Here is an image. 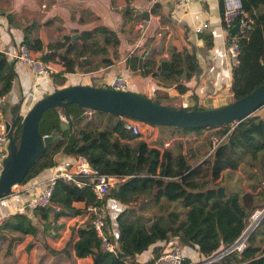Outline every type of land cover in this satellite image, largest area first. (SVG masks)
Returning <instances> with one entry per match:
<instances>
[{
    "label": "trees",
    "instance_id": "1",
    "mask_svg": "<svg viewBox=\"0 0 264 264\" xmlns=\"http://www.w3.org/2000/svg\"><path fill=\"white\" fill-rule=\"evenodd\" d=\"M240 2L251 28L231 34L230 30L241 16L227 22L223 1L219 0L221 25L228 32L227 41L234 37L240 47L239 62L231 70L232 101L264 82V0ZM23 32L22 44L37 52L41 60L61 67L50 76L54 83L51 92L64 87L65 75L76 70H91L101 64L108 67L118 57L119 40L113 31L105 28L84 31L78 41L69 45V39L64 37L46 47L32 36V27H26ZM97 34L102 35L96 38ZM205 38L206 47L210 49L212 37ZM157 53L155 48L149 49L139 69L140 50H136L126 57L125 64L142 76H151L160 65L154 79L161 89H155L152 98L157 103L167 104L171 100L165 89L174 87L179 94L188 90L182 82L198 71L197 58L192 48L185 47L178 50L170 46L166 57H158ZM95 57L98 58L96 65ZM14 65V60L0 50V97H6L12 89L16 78ZM185 68L186 78L180 79ZM103 87L109 88L108 85ZM21 102L8 107L7 112L8 117L16 115L14 136L17 142L24 116L20 113ZM86 111L90 110L69 104L66 109L52 108L42 115L38 126L40 134L54 133L61 138L44 148L19 183L25 185L43 170L55 167V156L60 152L66 157H83L101 174L124 177L118 186L110 188L104 200L105 203L112 199L125 206L115 218L118 254L102 251L96 232L87 223L77 229L78 238L72 249L75 257H90L91 264H155L168 248L177 245L194 249L198 257L205 260L223 253L208 264H264V215L259 216L247 233L245 247L241 251L230 249L246 230L251 214L256 209L264 210V110L256 111L238 124L195 129L151 125L158 128L152 144L124 127L127 118L99 110L88 115ZM60 114L70 119L67 129H61ZM206 131L211 133L206 135ZM194 134L197 140L191 148L188 145ZM165 142H170L169 146H164ZM206 147L210 150L198 157ZM246 161L256 168L255 183L242 194L228 193L220 184L224 172L237 171ZM75 202H82L83 208L75 207ZM95 202L91 184L76 187L59 179L50 201L54 211L44 207L31 213L10 214L0 226V242L12 233L31 235L35 240L39 238L38 233L58 239L63 224L57 221L86 214V206ZM38 213L47 221L42 226L32 219V215ZM106 220L109 224V218ZM49 228L54 234L47 232ZM17 239L11 237L7 247ZM170 239H175V244L161 245ZM33 245L29 244L28 249ZM150 247L151 258L139 261L137 256ZM54 251L70 255L67 245ZM191 263L188 257L184 258L183 264Z\"/></svg>",
    "mask_w": 264,
    "mask_h": 264
},
{
    "label": "crops",
    "instance_id": "2",
    "mask_svg": "<svg viewBox=\"0 0 264 264\" xmlns=\"http://www.w3.org/2000/svg\"><path fill=\"white\" fill-rule=\"evenodd\" d=\"M220 16L219 0L192 1L186 4L178 0H163L156 4H151L149 0H0L1 51L10 60H14L16 72L12 89L5 97L6 103L10 107L22 100L20 113L25 115L42 95L54 89L51 77H36L26 66L14 59L13 53L23 40V30L26 27H32V36L40 39L45 47L64 37L69 39V45L78 41L82 32L97 28H105L116 34L119 45L118 57L114 63L108 67L102 64L97 66L98 58L95 57L93 63L96 67L87 71L76 70L72 74L65 75L64 86L74 84L103 86L107 85L114 76L126 74L129 82L128 90L152 97L155 89H161L156 84L155 76H142L132 69L127 73L126 57L136 50H140V54L143 50H147L148 53L152 48L156 49L158 57H166L170 46L178 50L185 47L195 51L198 71L182 82L188 87L184 94H179L174 87L165 89L170 100L179 102L178 105L182 107L198 105L204 109L230 103L232 101L231 68L226 52L228 32L222 27ZM140 22L145 24L143 36L137 32V25ZM202 22H207L208 28L202 33H195L194 28ZM74 35L77 36L72 39ZM101 35L97 34L95 37ZM208 35L212 37L210 49L206 47L205 36ZM109 52L112 57L111 47ZM60 69L61 67L57 65V71ZM171 101L169 103L172 105ZM55 159L57 161L55 167L43 170L25 185H18V187L32 185L30 191L10 193L0 199V215L13 214L17 206L24 204L30 195L37 193L45 180L70 164L73 157H66L60 152L56 154ZM1 168L2 162L0 170ZM226 172L231 171L227 170L224 173ZM74 206L83 208L84 204L75 202ZM124 208V205L112 199L106 202L110 229L114 234L118 233L115 218ZM32 216L33 221L40 226L47 222L40 213ZM87 223H89L87 214H79L66 220L59 219L57 224H63V229L58 239H51L47 234L38 233L40 237L34 241L31 235L12 233L11 236L18 239L14 241L8 254L7 245H0V251L5 248L4 253L0 254V263L38 264L35 263V257L41 252L40 256H43V260L46 258L47 262L51 258L62 256L65 259L64 264L69 259L70 264H91L90 257L79 259L74 256L72 250L78 238L77 229ZM49 232L54 234L52 229ZM30 242L34 245L28 249ZM69 243L70 248L67 245ZM162 244L168 247L175 244V239L161 242ZM65 245L70 251L69 256L64 253L51 254L54 249H63ZM157 245H160V242ZM182 249L185 257L190 259L193 257V252L197 254L192 248L182 247ZM151 250L152 247L138 255V260L150 259Z\"/></svg>",
    "mask_w": 264,
    "mask_h": 264
},
{
    "label": "water",
    "instance_id": "3",
    "mask_svg": "<svg viewBox=\"0 0 264 264\" xmlns=\"http://www.w3.org/2000/svg\"><path fill=\"white\" fill-rule=\"evenodd\" d=\"M239 31V24L230 30L231 34ZM77 35H74V39ZM147 50H143L139 57V69L142 67ZM160 70V65L152 73L154 77ZM186 68L180 79L186 78ZM69 104H77L81 108L99 110L114 115L146 122L150 125H167L181 128H204L223 124H238L255 113L264 105V82L251 92L230 103L199 109L194 105L192 109L157 103L152 97L133 91H119L94 84H74L57 89L37 100L23 116L18 142L14 136L17 118L10 116L6 122L8 143L6 156L2 160L0 170V199L6 197L15 186L25 178L31 165L42 154L45 147L53 144L61 137L59 135H44L39 132V122L42 115L52 108H67ZM8 112V103L5 105ZM68 124L61 122V129H67ZM51 212L52 205L47 206ZM264 215V212L260 214ZM257 222V221H256ZM207 258L210 262L220 257Z\"/></svg>",
    "mask_w": 264,
    "mask_h": 264
},
{
    "label": "built area",
    "instance_id": "4",
    "mask_svg": "<svg viewBox=\"0 0 264 264\" xmlns=\"http://www.w3.org/2000/svg\"><path fill=\"white\" fill-rule=\"evenodd\" d=\"M163 0H149L151 4L160 3ZM182 4H186L192 1H204V0H178ZM224 7V17L227 22L231 21L235 16L240 15L239 19V30L246 31L251 28V25L245 19V14L241 9L240 0H222ZM207 22H202L194 28L195 33H202L208 28ZM145 24L140 22L137 25V32L140 36H143L145 32ZM2 47V37L0 34V50ZM226 52L229 59L230 68L237 66L239 62L240 47L238 40L232 37L227 41ZM14 59L20 64L26 66L33 75L39 78H47L52 74L58 72L57 65L55 63L45 62L41 60L37 53L29 49L25 44H18L16 50L13 53ZM127 73L131 72L130 68H127ZM109 88L119 91H128V76L126 74H118L114 76L107 84ZM6 98L4 96L0 97V164L3 158L6 156V147L8 143L6 122H10V117H8L5 111ZM88 115L93 113V110L86 112ZM62 122L69 123L70 119L66 115H60ZM141 124L138 120L127 118L124 120V127L131 130L132 133L141 135L143 130L141 129ZM145 125V124H144ZM151 127V125H146ZM52 133L51 135H53ZM170 142H165L164 146H169ZM124 177H119L115 175L101 174L96 169H94L86 159L83 157L73 158L72 162L65 166L60 171H56L48 179L45 180L43 186L40 190L29 196L27 201L16 207L15 212L31 213L33 210L44 208L50 205L52 193L57 180L75 185L76 187H83L85 185L91 184V190L95 197L96 202L86 206V214L89 217V224L96 232L99 239V247L104 252H109L111 254L117 255L119 252V245L117 241V234H114L110 229V223H107V218H109L106 211V202L104 200L109 193L110 188L118 186L120 179ZM18 186V185H17ZM16 186V187H17ZM32 185L22 186L16 190V192L30 191ZM12 192V191H11ZM9 195V194H8ZM7 195V196H8ZM259 213V211H257ZM255 214V212H254ZM10 214L0 215V226L6 217ZM248 231H244L242 236L236 241L230 249L241 251L245 247V238ZM185 258L184 251L181 247L174 245L168 250H166L156 261L155 264H183ZM210 263L209 260H204L202 263L192 262L191 264H206Z\"/></svg>",
    "mask_w": 264,
    "mask_h": 264
},
{
    "label": "rangeland",
    "instance_id": "5",
    "mask_svg": "<svg viewBox=\"0 0 264 264\" xmlns=\"http://www.w3.org/2000/svg\"><path fill=\"white\" fill-rule=\"evenodd\" d=\"M167 104H170V103H167ZM172 104L178 106L179 102L177 103V102L173 101ZM263 110H264V108L261 107L257 111H258V113H260ZM86 112H88V111H86ZM139 122L140 123H143V124H141V129L143 130V132L140 135L139 139H143V140L147 141L149 144L150 143L152 144L153 143L152 142L153 139H155V137L158 134V128L157 127L155 128V127H152V126L151 127H148L146 125H149V124H147L146 122H143V121H139ZM209 133H211V132L206 131L204 134L207 135ZM190 139H191L192 143H190L188 145V147L193 148L194 141L197 140V135L194 134L193 137L190 138ZM206 150H210V149L209 148L207 149V147H206L204 150H202L199 153V156L198 157H201L202 156V152H204ZM255 171H256V168L255 167H251L249 165V162H247V161L246 162H243L237 171H231V172L224 173L223 176H222V178H221V180H220V184L222 186H224V188L226 189V191L228 193H230V192H237V193H241L242 194L245 191L250 190L251 185L253 183H255L256 178H257V176L254 175V173H256ZM252 175H254V176H252ZM17 189H19V187L18 186L17 187L15 186L14 188H12V190H11L12 192L11 193L16 192ZM256 199H258V198H256ZM257 211H259V213L257 215V218H258L260 216V214L262 212H264V210L261 211V210L256 209L254 212H257ZM254 212L251 214L250 219H249L248 226L246 228V231H248V232L256 225V223H257L256 221L259 220V219H257L256 221H254L252 219V216H253ZM50 229L51 228H49L47 232H49ZM11 237H14V236H11V234L8 235L7 240H5L3 242H0V245H2V244L8 245L9 239ZM38 237H40V235ZM14 241H13V243H14ZM34 241H36L35 240V237H34ZM29 244H32V242H30ZM67 245L69 246L68 248H70V243L67 244ZM40 246L43 247V245H40ZM11 248H12V246L9 247V248L7 247V250H6V253L7 254L10 253ZM4 249L5 248H3L0 251V254H3L4 253V251H5ZM51 254L55 255L56 252L53 250ZM38 255L39 256H36L35 257V263L38 262V264H41L42 262H43V264H64V262H65V259L62 256H60L58 258H51L50 261L47 262V259L46 258H45V260H43V256H40L41 255V252H39ZM190 260L194 261L195 263H202V261H204L205 259L199 258L198 257V254H196L195 252H193V257ZM66 262H67L66 264H70V259H69V261H66ZM0 264H4V263H0ZM206 264H208V263H206Z\"/></svg>",
    "mask_w": 264,
    "mask_h": 264
},
{
    "label": "bare ground",
    "instance_id": "6",
    "mask_svg": "<svg viewBox=\"0 0 264 264\" xmlns=\"http://www.w3.org/2000/svg\"><path fill=\"white\" fill-rule=\"evenodd\" d=\"M257 215H258V212H255V214H253L252 219L254 221H256L259 218V217L257 218Z\"/></svg>",
    "mask_w": 264,
    "mask_h": 264
}]
</instances>
